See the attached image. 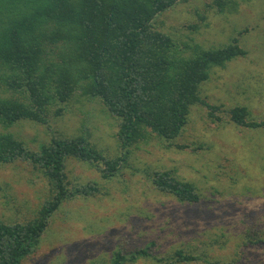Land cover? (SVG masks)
I'll return each mask as SVG.
<instances>
[{"label":"rangeland","instance_id":"1","mask_svg":"<svg viewBox=\"0 0 264 264\" xmlns=\"http://www.w3.org/2000/svg\"><path fill=\"white\" fill-rule=\"evenodd\" d=\"M219 1L225 8L216 0H182L153 21L176 45L178 59L233 40L244 52L208 70L198 93L217 109L192 105L170 147L152 137L123 150L117 119L81 91L50 106L45 126L21 121L7 130L33 151L52 137L82 136L105 159H123L116 176L104 180L89 163L68 157V188L95 183L98 193L62 202L36 251L21 264H111L119 243L150 248L158 257L183 249L205 252L218 264H264V245L252 243L264 239V0ZM236 107H245L247 120L261 126L233 123L229 111ZM157 170L192 183L198 202L181 203L156 190L148 173ZM50 189L31 165L0 164V221L33 220Z\"/></svg>","mask_w":264,"mask_h":264},{"label":"trees","instance_id":"2","mask_svg":"<svg viewBox=\"0 0 264 264\" xmlns=\"http://www.w3.org/2000/svg\"><path fill=\"white\" fill-rule=\"evenodd\" d=\"M180 1L0 0V164L31 165L51 187L36 218L24 223L0 221V264H21L31 256L62 202L98 193L95 183L68 188V157L89 163L104 180L116 176L123 160L105 159L82 136L52 137L33 151L7 132L9 128L21 121L45 126L50 106L81 91L98 99L117 119L116 138L123 150L152 137L170 147L187 124L192 105L217 109L201 99L198 88L211 67L223 66L244 52L233 40L193 59H178L176 45L154 29L153 21ZM216 4L225 8L219 0ZM229 114L238 126H261L247 120L245 107L233 108ZM148 175L159 192L181 203L198 202L196 187L180 181L172 171ZM252 243L264 245V239ZM141 259L153 264H218L205 252L176 249L158 257L150 248L129 249L122 243L111 264Z\"/></svg>","mask_w":264,"mask_h":264}]
</instances>
